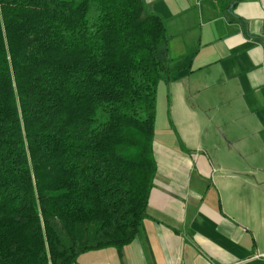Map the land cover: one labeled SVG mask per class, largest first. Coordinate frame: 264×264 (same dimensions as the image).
I'll return each instance as SVG.
<instances>
[{"label": "trees", "instance_id": "trees-1", "mask_svg": "<svg viewBox=\"0 0 264 264\" xmlns=\"http://www.w3.org/2000/svg\"><path fill=\"white\" fill-rule=\"evenodd\" d=\"M170 63L143 0H0V264L134 238Z\"/></svg>", "mask_w": 264, "mask_h": 264}, {"label": "crops", "instance_id": "crops-1", "mask_svg": "<svg viewBox=\"0 0 264 264\" xmlns=\"http://www.w3.org/2000/svg\"><path fill=\"white\" fill-rule=\"evenodd\" d=\"M143 1L172 77L146 216L75 264H264V0Z\"/></svg>", "mask_w": 264, "mask_h": 264}, {"label": "rangeland", "instance_id": "rangeland-1", "mask_svg": "<svg viewBox=\"0 0 264 264\" xmlns=\"http://www.w3.org/2000/svg\"><path fill=\"white\" fill-rule=\"evenodd\" d=\"M162 82L163 89L160 87L158 91L159 83ZM167 87L164 80H160L157 84L156 90V115H155V128L157 134L160 133L161 135L167 131V119L169 114L168 108V98H167Z\"/></svg>", "mask_w": 264, "mask_h": 264}]
</instances>
